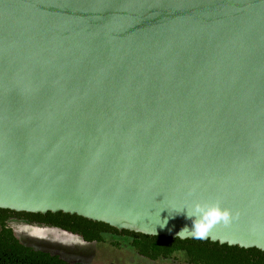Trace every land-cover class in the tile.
Masks as SVG:
<instances>
[{
  "label": "water",
  "instance_id": "water-1",
  "mask_svg": "<svg viewBox=\"0 0 264 264\" xmlns=\"http://www.w3.org/2000/svg\"><path fill=\"white\" fill-rule=\"evenodd\" d=\"M196 203L264 251V0H0V209L187 239Z\"/></svg>",
  "mask_w": 264,
  "mask_h": 264
},
{
  "label": "trees",
  "instance_id": "trees-1",
  "mask_svg": "<svg viewBox=\"0 0 264 264\" xmlns=\"http://www.w3.org/2000/svg\"><path fill=\"white\" fill-rule=\"evenodd\" d=\"M40 224L57 227L85 242H105L108 238H124L145 258H170L181 252L187 264H264V251L242 248L197 238H172L119 230L107 223L64 212L29 213L0 209V264H91L68 261L57 254L25 245L16 235L13 223ZM114 245L117 243L113 242Z\"/></svg>",
  "mask_w": 264,
  "mask_h": 264
},
{
  "label": "rangeland",
  "instance_id": "rangeland-1",
  "mask_svg": "<svg viewBox=\"0 0 264 264\" xmlns=\"http://www.w3.org/2000/svg\"><path fill=\"white\" fill-rule=\"evenodd\" d=\"M20 241L34 249L60 255L68 261L91 264H187L181 252L172 257L150 260L140 256L124 238H108L105 242H85L76 235L55 228L16 221L13 224ZM117 243L114 245V243Z\"/></svg>",
  "mask_w": 264,
  "mask_h": 264
},
{
  "label": "clouds",
  "instance_id": "clouds-1",
  "mask_svg": "<svg viewBox=\"0 0 264 264\" xmlns=\"http://www.w3.org/2000/svg\"><path fill=\"white\" fill-rule=\"evenodd\" d=\"M186 210L188 218L192 219V228L184 227L177 236L182 233H190L193 238L202 239L207 235L208 230L216 223L223 221L228 223L231 219V212L222 208L218 203H196L191 211ZM181 211V210H180ZM166 223L164 221L161 226Z\"/></svg>",
  "mask_w": 264,
  "mask_h": 264
},
{
  "label": "flooded vegetation",
  "instance_id": "flooded-vegetation-1",
  "mask_svg": "<svg viewBox=\"0 0 264 264\" xmlns=\"http://www.w3.org/2000/svg\"><path fill=\"white\" fill-rule=\"evenodd\" d=\"M28 224V223H27ZM33 225H40V224H33ZM41 226H45V225H41ZM45 227H51V228H55V229H57V230H59V231H64V232H67V231H65V230H62V229H60V228H57V227H52V226H45ZM67 233H69V232H67ZM69 234H71V233H69ZM73 235V234H72ZM39 250V249H38ZM42 251H44V250H42ZM47 252V251H46ZM51 253V252H50ZM52 254H54V253H52ZM58 255V254H57ZM60 256V255H59Z\"/></svg>",
  "mask_w": 264,
  "mask_h": 264
}]
</instances>
